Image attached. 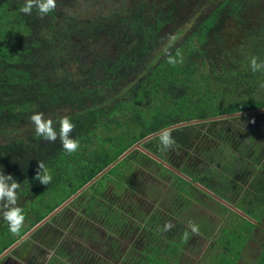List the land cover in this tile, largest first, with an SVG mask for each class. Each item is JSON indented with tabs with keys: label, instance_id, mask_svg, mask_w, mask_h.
Masks as SVG:
<instances>
[{
	"label": "trees",
	"instance_id": "16d2710c",
	"mask_svg": "<svg viewBox=\"0 0 264 264\" xmlns=\"http://www.w3.org/2000/svg\"><path fill=\"white\" fill-rule=\"evenodd\" d=\"M249 3L222 0L193 24L192 30L185 29L176 43L168 40L177 27L173 5L164 10L155 3L150 8L138 2L136 8L116 9L96 19L59 8L57 1L55 10L43 18L35 8L31 15L22 14L20 8H0V136L5 139L0 143V171L20 183L18 196L42 197L49 190L62 195L70 190L54 207L34 214L37 221L150 134L182 122L244 115L264 108V69L253 72L249 66L252 57L264 61V9L250 8ZM256 14L258 21L253 26ZM228 21L244 33V41L236 43L244 51L239 60L222 64L220 60L230 53L214 50ZM210 43L215 53L207 52ZM169 51L178 61L175 65L167 63ZM203 68H208L206 73ZM34 113L51 119L57 131L59 120L67 116L75 125L70 135L79 141L78 150L69 155L59 139L48 142L37 138L29 120ZM190 131L193 126L172 129L175 145H181ZM252 137H248V147H242L236 166L242 170L237 175H247L256 198L246 192V202L236 208L258 221L264 214V144ZM154 140L159 141L156 137L142 146L151 149ZM138 159L145 161L147 156L128 154L77 200L84 194H101L98 190L108 180L118 184ZM38 162L44 163L52 177L47 186L35 180ZM225 169L233 174L231 167ZM218 174L216 170L211 173L212 177ZM216 192L225 199L219 188ZM106 220L110 228L123 223L118 212H111ZM221 231L226 237L227 230ZM230 239L211 246L227 251ZM177 248L176 243L168 242L165 250H151V255L171 264L176 253L177 264L182 254ZM151 255L146 256L148 264L154 260Z\"/></svg>",
	"mask_w": 264,
	"mask_h": 264
},
{
	"label": "rangeland",
	"instance_id": "374dc122",
	"mask_svg": "<svg viewBox=\"0 0 264 264\" xmlns=\"http://www.w3.org/2000/svg\"><path fill=\"white\" fill-rule=\"evenodd\" d=\"M56 1L61 3L59 8L70 7V9L75 10L85 18L93 17L94 19L103 18L108 13L116 9L123 10L124 8H136L138 2L144 3L147 6H150V8L155 3L157 6L156 8H163L164 10L173 5L177 8V27L176 30L173 31L171 36L175 37V39L168 40L169 42L176 43L184 36L185 29L189 31L192 30L193 26L196 25V22L200 21L202 17H205L214 7H216V5L221 0ZM260 1L264 2V0ZM193 14L194 17L190 18ZM257 21L258 15H253V26H255V23H257ZM221 38L222 39L219 40V42L221 43L216 46V49L214 51L219 48L230 53L229 57H223L224 59L222 58L220 60L221 63L226 64V61L229 59L239 60L242 52L244 51V47L238 46V44L236 43L244 41V33H242L240 30H238L237 32V30L233 27H229L228 25H226L221 32ZM214 47L215 46L213 45V43H210L208 46H206L207 52H214L212 50ZM163 49L165 48L163 47ZM59 50H62V48H59ZM215 56L216 58L221 57V55L216 54ZM207 70L208 68L202 69L204 73H206ZM213 87L214 90H218L217 86ZM248 137H252L257 141L256 143L264 144L263 107H260V109L255 112L253 111V113L232 116L224 115L221 116V118L195 123L193 136L189 145L185 148L165 151V159L169 164H174L177 167L182 163H186V165L193 164L195 165L197 170H200L201 172L204 169L207 170V168L213 165V161L211 162V164H209L212 159H214L216 162L222 161V164H216L212 167H216L217 172L218 170L221 171V168H232V173L234 174H231V180H233L232 191L224 193L228 195V197H230L232 205L238 198H245L244 202H246V192L250 193L251 198L255 200L256 194H252L254 193V191L249 186L247 175H240L242 170L238 169V167L236 166L238 162L237 157L243 152L242 147H248V142L250 141ZM3 142L5 143V139L0 136V143L2 144ZM230 158L233 159L230 160ZM132 171H134V174H136L135 178H140L142 182L144 179L148 180L147 177L151 176V179L147 181L145 191L148 189V187L150 189L153 188L154 190L157 189L158 186L153 185L154 178L152 176H154V174L156 173L159 177V171H162L157 169L155 165H140L137 163L132 166ZM238 173L240 174L237 175ZM108 183L109 182H107V184ZM88 187L83 189L81 192L86 190ZM69 191V189H66L64 192H62L61 195V193H52V191L50 192L49 190L45 196H37L34 199L31 198V201L27 200L25 202H20L19 205L24 206V203L28 205L33 201L31 214L43 213L46 212L50 207H54L57 200L62 196L68 194ZM116 192H118V189L116 190ZM163 192L166 195L165 200H168L170 194L167 193L165 189H163ZM32 197H34V195H32ZM139 200H141V198H139ZM206 200L207 199L205 197H200V201L205 203L204 207L209 212L208 214H206V216H204L202 209H200V211L198 209H196V211H189L186 219L184 216L186 212H183L182 214L181 218L185 219V222H187V224L189 222H192L198 226L200 224V229L198 235H193L194 243L191 242V246H189L188 249L186 248L185 252H183L181 256L178 257L179 262L177 264H263L264 252L262 250V246L264 245V226L261 227L262 230L255 231L252 226H250L247 222L242 221L240 218L239 220L231 216V218H229L228 220V222L232 221L231 223H229L231 228H229L227 230L228 232H226V237L231 238V248L229 250L221 251L219 246L208 247V244L212 242V240L217 245H221L224 244L225 241L229 238H226L225 235L223 237L219 236L221 234V232L219 231V227L225 225V221H227L225 220V215L218 210V207L214 203ZM91 202V197L88 194H84L80 202L75 200L64 209V211L69 210V214L73 212L72 218L67 215H62L64 211L62 213H55V215L52 214L54 215V220H52L54 227L58 230V233L62 234L63 236L59 242L62 250L60 253L56 252V250L53 252L54 257L52 258V264H148L146 256L151 255V249H146L145 252L141 251L142 244L146 243L147 240L145 236L146 230H144L141 223H139L145 222L143 215L139 216L140 219L143 220L141 221L137 219V223H135V235V229L131 231H119L120 233H115L103 227L104 225L101 223L100 216H95L98 215L95 214V210L90 211L89 205H91ZM91 206L96 208V203ZM194 206L201 208L200 204H198L197 202L194 204ZM87 209L88 211H86ZM1 221L3 220L0 219V223ZM35 222H37V219L34 218V216H32L31 221H28V219L26 220L25 218L24 225L21 229L20 234L23 230L25 231L30 228ZM262 223L264 225V216L262 219ZM4 224H6V222L3 221V225ZM1 228L4 230L3 227ZM5 230H7V234H9L10 238H12L11 236L13 234L9 232L8 227L5 228ZM7 234L5 236L7 239H4L3 236V238H0L1 241H6L9 239V235ZM91 236L94 237L93 244L88 240V238H90ZM139 243H141V245H139ZM129 244H132L136 248L132 247V251L127 250ZM194 244H197V246L193 247L192 245ZM91 246H93V249L96 247H100V249H102V251L104 252V257L102 259L93 261V259L91 258L93 255L89 254V252H91L89 250ZM242 247L245 248L244 252L241 251ZM156 254H158L157 251H155V255ZM83 256H85V258H83ZM152 256L153 255H151L150 257L152 258ZM174 257L176 258V253ZM153 258L154 260H149L150 264H168L165 263V261H161L159 259L155 260L154 256ZM175 258L170 259L172 260L171 264H176V262H174Z\"/></svg>",
	"mask_w": 264,
	"mask_h": 264
},
{
	"label": "flooded vegetation",
	"instance_id": "af4514ba",
	"mask_svg": "<svg viewBox=\"0 0 264 264\" xmlns=\"http://www.w3.org/2000/svg\"><path fill=\"white\" fill-rule=\"evenodd\" d=\"M221 2L222 0L214 8L220 6ZM15 3L20 4L21 2L20 0H0V8L21 7V6H17ZM249 6L250 8L264 9V2L260 0H250ZM228 26L234 27V25L230 21H228ZM251 113H253V111H251ZM213 119L214 118L210 120ZM197 122H203V121L191 120L189 122L178 123L169 126L165 129H162L160 131H157L154 134H150L149 136L145 137L143 140H140L135 144H133L125 152L129 150L131 151L128 154L134 152H140L141 154L147 156V160L143 161L141 159H138L139 160L138 162H135V160H133L135 163H132L130 173H126L129 174V176H127V179H125L126 178V174H125L122 177V180L119 181L118 184L116 181L108 180L104 183L103 187H101L98 190V192H101V194L99 193L98 195H94V196L89 195L92 199L91 205L96 203V208L89 205L90 211L95 210L96 212L95 214H98L95 216H100L101 223L104 225L103 227L115 233H120L119 231H131L135 229L134 231V235H135L136 232L135 223H137V219L142 220L140 219L139 216L143 215L145 222H139V223H141L142 228L146 230L145 236L147 240L146 243H143L142 240L143 243L141 249L142 252H145L146 249L165 250V248L168 245V242L176 243V245L178 246L177 248L178 252L181 253L185 252V249L186 248L188 249L189 246H191V244L194 243V237H193L194 234L191 233L190 229L188 228L187 222H185L188 212L191 210L196 211V209L200 211V209H202L204 216H206V214L209 213L208 210H206L204 207L205 203L200 201V197H205L207 199L206 201L214 203L218 207V210L225 215L224 217L225 220L227 221H225V225L219 227V231L221 232L219 236L223 235L221 229L228 230L229 228H231L229 223H231L232 221L228 222L231 216L235 219H239V217L245 219L244 217H242L233 210L236 209L239 212L243 213L238 208H236V205H238L240 202H244L245 198H238L235 201V203L232 205L230 197L224 194L227 193L228 191H232L233 180H231L232 176L230 172L225 168H221L222 169L221 171L218 170L219 174L216 175L215 177H212L211 173L216 170V167H212L216 165L214 159H212L209 162V164H211V162L213 161V165L207 168V170L204 169L201 172L200 170H197V168L193 164L186 165V163H182L178 167L175 166L174 164L171 163L169 164L168 161H166L165 159V155H166L165 151L161 150V145L158 140H157L158 142H156V140L153 141L152 143L153 145L151 149H147L142 146L144 143L158 137L159 133H161L164 130L171 131L175 127H183V126H193V130H194L195 123ZM192 136H193V131H190L186 135L185 141L182 142L181 145L180 144L175 145L174 150L187 147L191 142ZM135 146H138V148H134ZM137 163L140 165L142 164L155 165L157 169L163 172L162 173L159 171L158 174L159 177L157 176L156 173L154 174V176H152L154 178L153 185H157L158 186L157 189L154 190L153 188L150 189L148 187V189L145 191L147 181L151 179V176H148L147 177L148 180L144 179L143 182L140 180V178L139 179L135 178L136 174H134L135 170L132 171V166H134ZM195 168L197 171L195 170ZM98 177H100V175ZM98 177H95L93 180L90 181V184L89 182L87 183L89 185L85 184L79 191H77L79 192V194L75 196L76 198L74 197L75 199L72 197L77 192L70 195L72 197L68 196L67 199H65L59 206L53 209L50 214H48L41 220L35 222L27 230L25 231L23 230L22 233L19 235H12L11 236L12 238H10V235L7 234V230H5V228L8 227L7 223L3 225V221H1L0 238L1 237L3 238L4 236V239H7L5 237L7 234L9 235V239L6 241L3 240L1 241L0 239V264H52V258L54 257L53 252L56 250V252L60 253L62 250L61 246L59 245V242L63 237L62 234L58 233V230L55 229L54 224L52 222V220H54L53 218L55 213L58 212L62 213L64 209L75 200L80 202L82 198L79 200H77V198L82 193L81 191L88 186L91 187V185L98 179ZM194 178H196V180ZM204 180L208 184L205 183L203 184ZM107 182L109 183L107 184ZM162 188L165 189L167 193L170 194L168 200H165L166 195L163 192ZM217 188H219L220 193L223 194V197L226 200L220 197L218 194H216L219 193L216 192ZM117 189L118 192H116ZM18 197H19L18 204H20V202H25L27 200L31 201V198L32 199L35 198L25 194ZM70 198H72L71 202L68 201ZM139 198H141V200H139ZM196 202L200 204L201 208L194 206ZM32 204L33 201L31 204L28 205L24 203V206L22 205L23 207L19 205L20 207L23 208L25 218L26 220L28 219V221H31L32 216H34V214H31ZM222 206L225 209H222L221 208ZM56 210L58 211L55 212ZM86 211H88V209ZM111 212H116V214L118 212V217L122 218L123 220L122 226L121 225L119 226V224H117L116 226H114V228H110L111 226L108 225L109 222L106 219L110 217ZM183 212H186L184 215L185 219L181 218ZM72 214L73 212L69 214V210L68 211L65 210L62 213V215L64 216L67 215L71 218H72ZM244 215L250 219V220L245 219L247 222L256 225V228L253 227L255 231L262 230L261 227L264 226L262 223L264 214L259 218L258 221L251 219L246 214ZM166 222L172 223L173 227L171 228V230L166 232L159 231L158 229H162ZM145 225L147 226V228H145ZM1 227H3L4 230ZM185 232L189 233L187 239L184 238ZM88 240L92 244L94 243L93 236L88 238ZM213 242L214 241L212 240V242L208 244V247H211ZM139 245H141V243H139ZM148 245H150L151 247H147ZM192 246L196 247L197 244H194ZM132 247L134 248L135 246L129 244L127 250L132 251ZM244 247L241 248L242 252H244L245 249ZM89 250L91 251L89 252V254L93 255L91 257L93 261L102 259L104 257V252L102 251V249H100V247H96L93 249V246H91ZM124 253H128V252H124ZM83 258H85V256H83Z\"/></svg>",
	"mask_w": 264,
	"mask_h": 264
},
{
	"label": "clouds",
	"instance_id": "9594fccd",
	"mask_svg": "<svg viewBox=\"0 0 264 264\" xmlns=\"http://www.w3.org/2000/svg\"><path fill=\"white\" fill-rule=\"evenodd\" d=\"M36 9L40 18H43L56 8V0H25L19 11L25 15H31L32 10ZM174 40L175 37H169ZM171 47V46H170ZM179 53H177V56ZM167 63L175 65L178 61L172 56L171 52H166ZM249 66L253 72L264 69V61L258 62L257 57H252L249 61ZM30 122L34 126V134L37 138L48 142H55L59 139L62 149L69 155L76 152L79 148V141L71 137L75 125L70 119L65 116L59 120V131L53 126L51 119H44L43 113H34L29 117ZM254 122V121H252ZM162 151L174 150L175 140L171 135L170 130H164L158 135ZM51 175L45 168L43 162H38V170L35 180L42 185H48L51 182ZM20 188V183L16 182L13 177L5 175L0 171V219L8 225V230L13 235H19L23 228L25 215L24 210L18 204L17 190ZM173 227L171 222H166L159 231H169ZM188 228L192 234H199V226L189 222ZM189 233H184V238H188Z\"/></svg>",
	"mask_w": 264,
	"mask_h": 264
},
{
	"label": "water",
	"instance_id": "95a60500",
	"mask_svg": "<svg viewBox=\"0 0 264 264\" xmlns=\"http://www.w3.org/2000/svg\"><path fill=\"white\" fill-rule=\"evenodd\" d=\"M248 113H251V112H248ZM240 114H242V113H239V114H234V115H240ZM232 116V115H231ZM227 117V116H226ZM216 118H221V117H216ZM216 118H214V119H216ZM134 148H138V146H135ZM131 150H129V151H127V152H125L124 154H122L118 159H117V161L116 162H114L113 164H111V165H109L102 173H104V172H106L107 170H109L110 168H112L119 160H121L122 158H124L129 152H130ZM102 173H100L99 175H101ZM98 175V176H99ZM97 176V177H98ZM89 184H90V182H89ZM89 184H87V185H89ZM79 194V192H77L72 198H74L75 196H77ZM72 198H70L68 201H70V200H72ZM222 202V201H221ZM235 212H237L239 215H241L242 217H244L245 219H247V220H250L249 218H247L243 213H241V212H239L238 210H236V209H233ZM58 210H56L55 212H57Z\"/></svg>",
	"mask_w": 264,
	"mask_h": 264
}]
</instances>
